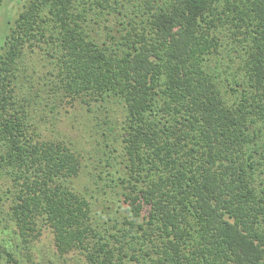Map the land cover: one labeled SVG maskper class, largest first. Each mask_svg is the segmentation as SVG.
<instances>
[{
	"label": "trees",
	"instance_id": "1",
	"mask_svg": "<svg viewBox=\"0 0 264 264\" xmlns=\"http://www.w3.org/2000/svg\"><path fill=\"white\" fill-rule=\"evenodd\" d=\"M131 2L104 41L89 23L120 0H25L6 19L0 180L11 181L15 231L26 242L45 227L56 252L78 250L82 264H264V0ZM36 50L63 98L121 106L122 168L110 175L127 228L95 226L74 186L80 153L42 137L18 97Z\"/></svg>",
	"mask_w": 264,
	"mask_h": 264
},
{
	"label": "rangeland",
	"instance_id": "2",
	"mask_svg": "<svg viewBox=\"0 0 264 264\" xmlns=\"http://www.w3.org/2000/svg\"><path fill=\"white\" fill-rule=\"evenodd\" d=\"M24 1L4 0L0 8V32H6V19L12 23ZM131 1L139 0H120V5L111 12L93 15L88 29L95 38L104 41L107 34L119 35L117 30L121 28L123 15L133 12ZM52 66L50 58L41 51L29 52L19 74L16 93L26 99L30 116L42 137L63 140L80 153L82 167L74 186L89 201L95 226L108 236L118 228H127L124 220H130L122 197L123 185L113 181L110 175L122 168L123 111L115 100L85 103L80 99L63 98L57 90ZM12 189L10 179L0 180V244L13 252L14 264L84 263V256L78 250L63 255L57 253L53 234L45 227L37 237L22 240L8 215ZM0 264H12L1 249Z\"/></svg>",
	"mask_w": 264,
	"mask_h": 264
}]
</instances>
